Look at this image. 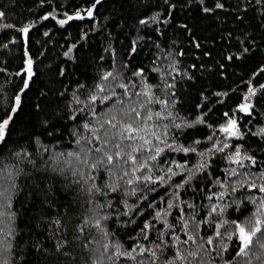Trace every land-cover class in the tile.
<instances>
[{"label": "snow or ice", "instance_id": "obj_1", "mask_svg": "<svg viewBox=\"0 0 264 264\" xmlns=\"http://www.w3.org/2000/svg\"><path fill=\"white\" fill-rule=\"evenodd\" d=\"M43 2L44 0H41V3ZM99 2L100 0H92L91 3L75 8L71 12L64 11L62 18L57 16V10L54 8L45 12L39 19L51 17L56 24L64 26L73 19L94 18V9ZM191 2L192 0H188V3ZM198 2L200 10L206 14L226 7L223 0H213L212 7L207 6L206 0ZM256 2L264 4V0ZM165 4L169 15L171 9L177 6L169 0H165ZM244 7H247V4ZM4 16L5 12L0 10V18ZM159 18L160 13L157 11L150 16L142 15L138 18L137 35L128 49L129 55L134 54L138 51V41L147 40L158 50L155 60L151 62L153 65L160 59L159 53H163L164 58L170 61L168 68L171 72H166L158 66L151 68L153 72L159 74L160 81L157 84L150 82L143 66L125 75L130 61L124 60L117 65V50L112 44L113 33L109 32L104 51L111 53V68H100L91 84L86 81L76 83L70 94L67 88L60 91L59 97L64 103L51 112L45 110L42 102L34 103L33 111L37 119L33 126L42 128L54 143L46 144L40 135H36L25 126L24 134L28 137V142L35 146V150L19 148L13 153L20 162L17 168L8 170L5 166L3 170L7 181L10 182L7 187L0 189V199L3 200V203H0V218L7 216L10 225L6 235L16 234L15 225L12 223L15 213L3 209L11 208L12 196L19 191L16 177L23 173L24 167L30 166L35 172L44 171L63 177L70 185H76L80 194L85 196L90 215L83 217L81 225L98 231L101 240L104 241L100 243V240L90 236L83 243L84 249H89V244H99L102 249L99 256L92 253L86 264H102L103 261H107L108 264H254V262L264 264V164L258 172L251 171L250 166L257 164V156L243 151L241 144L230 139L245 135L242 127L247 126L241 124L237 113L253 114V97L257 95L258 90L264 96V83L254 84L251 79L258 74L264 76V49L255 46L254 41L252 46L246 45L248 36L245 33L244 38L239 40V51L223 53L224 58L231 61L254 54L255 47L256 51L261 53L262 60L251 73L246 83L247 90L243 92L239 102L234 108L221 114L222 122L215 125L209 123L203 111L194 119H188L178 110L180 96L175 90V78L173 77L171 82L167 79L171 73L182 74L187 80L195 79L189 70L177 66L180 61L176 56H183V50L177 52L170 45V50L166 51L159 39L153 40L151 36L145 37L140 34L139 26L150 25ZM164 22L168 23V16L164 17ZM33 23H24L18 29L24 42V49L21 64L15 75L20 77L21 85L13 97V102L5 107L4 114L0 116V146L8 143L11 125L15 123L16 116L23 107L22 94H26V90L31 88V82L36 75L35 62L28 47L29 30ZM181 27L188 33L193 31L187 23L181 24ZM89 31H95V27ZM154 31L163 35L159 26ZM48 34L47 31L44 32L45 36ZM87 35L88 33L82 31L81 39ZM228 35L231 37V33ZM189 43L195 49L201 50L204 56H211V52L202 49L201 42L195 35L189 36ZM75 47L76 44L68 46L63 55L68 57ZM99 60L103 62L105 57L100 56ZM190 67L195 69L197 66L192 64ZM200 67L203 68L204 65L201 64ZM219 68L225 69V64L220 63ZM64 73L65 69L61 67L59 75L63 76ZM219 75L224 76L225 71H220ZM117 88L120 91H117ZM41 91L38 101L47 96L46 92ZM158 91L165 98L158 96ZM214 95L223 98L228 92L219 91ZM200 97L208 99L203 91ZM156 104L160 106L158 109L153 107ZM196 107L200 108L201 105L197 104ZM63 121L71 123L68 133L71 142L76 146L67 152L56 147L61 142L56 139L57 135L61 137L64 135ZM198 125H206L210 130L209 134L197 135L202 131ZM185 129L189 131L185 132ZM217 129L223 134V139L217 135ZM254 135L264 137V127L259 128ZM205 141L209 147L201 148ZM230 144L234 151L229 148ZM225 149H229L226 157ZM173 152H182L189 158L166 160L165 156L171 157ZM193 153H196L198 158L195 164H190V155ZM216 154H220L222 158L236 166L230 171L224 170L225 180L222 181L220 177L213 178L215 185L222 190L208 193L206 198L210 203L207 205L206 213L202 214L203 204L198 205L181 197L189 188L193 190L194 195L200 192V188L192 182L199 179L197 174L200 173L211 176V172L206 173L205 170L210 167V157ZM228 177H231L230 181ZM165 186L167 191L164 195H159L157 190L163 191ZM207 186L211 187L212 183ZM249 189H256L258 192L243 195V192ZM151 194H156V199H152ZM131 197L136 198L134 203H130ZM212 197L218 199L211 202ZM158 201L165 206L159 207ZM245 201L254 209L248 211L247 215L244 214L247 211ZM141 202L147 209L152 210V215L149 220H144L143 226L132 239L131 246L126 247L119 238L110 239L115 233L109 228V222L126 225L132 223L135 216L141 213L148 214ZM44 203L48 204L49 201L45 199ZM233 212L236 213V218H225L226 213L231 216ZM170 215L173 216L172 219ZM156 222H160L162 226L156 227ZM2 223L4 220L0 219V224ZM54 223L59 225L60 220L56 219ZM77 227L79 232H84V227L79 225ZM153 231L154 236L151 235ZM209 231L210 234H207ZM3 232L5 229L0 228V233ZM75 239L80 240V237L77 236ZM2 240L3 237H0V241ZM71 243L67 239L60 241L57 238L52 250L60 253ZM34 247L37 250H45L41 244ZM12 249L11 242L3 243L0 252L7 255L0 259V264H13L7 258L13 254ZM15 264H23L19 256L16 257Z\"/></svg>", "mask_w": 264, "mask_h": 264}, {"label": "trees", "instance_id": "obj_2", "mask_svg": "<svg viewBox=\"0 0 264 264\" xmlns=\"http://www.w3.org/2000/svg\"><path fill=\"white\" fill-rule=\"evenodd\" d=\"M91 2L92 0H44L43 3L41 0H0V10L5 12V16L0 18V116L4 114L5 107L13 102V97L21 85L20 77L15 75L21 64L24 49V42L18 29L28 22H34L29 30L28 47L34 59L36 71L31 88L26 90V94H22L23 107L16 116L15 123L11 125L8 143L0 146V177H5L0 179V189L7 187L10 183L3 171L5 166L8 170H13L20 163L13 153L21 147H26L29 151L35 150V146L28 142V137L24 134L25 126L36 135H40L46 144L54 143L46 136L42 128L33 126V122L37 119L33 111L34 103L42 102L45 110L51 112L64 103V100L59 97L60 91L67 88L70 94L76 83L86 81L91 84L100 68L112 67L111 53L104 51L108 43L109 32L113 33L112 44L117 50V65L119 66L124 60L130 61L129 69L125 72L126 76L135 68L143 66L150 82L157 84L160 77L158 73L151 70L153 66L171 72L168 68L170 61L164 58L163 53H159L160 59L155 65L151 63L155 60L158 50L147 40L138 41V51L131 55L128 54L129 45L137 35V20L142 15L150 16L154 11L160 13L158 21L147 26H139L140 34L145 37L151 36L153 40L159 39L166 51L170 50V45L177 52L183 50V56H176V59L180 61L177 66L189 70L195 76L194 80H187L182 74L177 73H171V76L167 77L169 82L173 77L175 78V90L180 96L178 110L188 119H194L203 111L209 123L215 125L222 122L221 114L225 110L234 108L239 102V98L247 90L246 83L251 73L262 60L261 53L256 51L255 47L254 54L246 58H234L228 61L223 55L224 52L239 51V40L244 38L245 33L248 36L246 45L252 46L254 41L255 46L264 49V27H262L264 25V4L257 3L256 0H223L226 7L215 9L211 14L200 10L198 0H192L191 3H188V0H169L170 3L177 5L176 8L171 9L170 15L165 0H100L97 8L94 9V18L73 19L64 26L56 24L51 17L45 20L39 19L45 12L52 11L54 8L57 10V16L62 18L64 11L71 12ZM206 4L212 7L213 0H206ZM245 4L247 7H244ZM165 16H168L167 24L164 22ZM184 23L192 27L191 33L181 27ZM3 25H15V27H4ZM118 25L120 27H117ZM157 26L161 28L163 35L154 31ZM93 27L95 31H89ZM45 31L49 33L47 36L44 35ZM82 31L88 33L83 39H81ZM190 35H195L201 42L202 49L211 52V56H204L201 50L195 49L189 43ZM13 37L16 39L14 40ZM72 44H76V47L68 57H65L63 53ZM100 56H104L105 61H100ZM220 63L225 64V69L219 68ZM192 64L197 67L191 68ZM201 64L204 65L203 68L200 67ZM61 67L65 69L63 76L59 75ZM220 71H225V75L220 76ZM251 79L254 84L264 83V76L260 74ZM41 90L46 92L47 96L38 101L42 94ZM116 90L120 91L119 88ZM202 91L208 97L207 100L200 97ZM219 91H226L228 95L223 98L215 96L214 93ZM157 95L165 98L159 91ZM253 103V114L237 113L241 124L247 127H242L245 135L234 140V143L241 144L242 150L248 154L257 156V164L253 168L260 170L261 165L264 164V137L254 135L264 125V115H261L264 113V96L259 90L253 98ZM197 104L201 107L197 108ZM153 107L158 109L160 106L156 104ZM63 123L65 125L64 135L62 137L57 135L56 139L61 142L56 147L67 152L76 146L71 142L68 133L71 123L68 121H63ZM197 127L202 130L197 135H208L210 132L206 125ZM220 134L222 133H219L217 129V135L220 136ZM206 147H209V144L205 141L201 148ZM182 157L189 158L182 152H173L171 157L165 156V159L181 160ZM197 158L196 153L191 154L190 164H195ZM210 159V167L205 172L210 171L211 176L200 173L197 174L199 179H194L192 182L200 188V192L194 195L193 190L189 188L181 197L185 200H192L198 205L203 204L202 214L206 213L207 205L210 203L206 198L208 193L221 190L215 185L213 178L220 177L223 181L226 177L224 170L227 168V159L222 158L220 154L211 156ZM30 172L31 175H29ZM182 176L183 174L181 178ZM210 182L212 186L208 187ZM16 183L19 185V191L12 196L11 208L3 209L15 213L12 220L16 230L14 236L6 235L10 226L8 217L0 218L4 220L0 228L5 229V232L0 233V237H3L0 247L6 242L13 244L11 250L13 254L7 257L13 264L18 256L23 264H86L92 253L96 256L100 255L102 249L99 244H89V249L83 248V243L90 236L100 240V243L104 241L101 240L98 231L81 225L83 217L90 215V212L85 196L80 194L76 185H70L63 177L54 173L35 172L30 166L24 167L23 173L16 177ZM157 191L162 196L167 191V186L163 191L159 189ZM252 192L257 194L258 190H247L243 192V195ZM151 198L156 199V194H151ZM45 199L49 201L48 204L44 203ZM129 199L130 203H134L136 198ZM217 199L218 197H212L211 202ZM0 203H3L2 199ZM245 203L247 211L244 214L247 215L248 211L254 209L250 203L247 201ZM141 205L145 207L148 214L141 213L135 216L132 223L116 225L114 222H109V228L115 233L110 239L119 238L126 247L131 246L132 239L135 238L138 229L143 226L144 220H149L152 215L151 209H147L143 202ZM158 205L159 207L165 206L159 201ZM172 218L173 216L170 215V219ZM225 218H236V213L233 212L231 216L226 213ZM56 219L60 220L59 225L54 223ZM78 225L84 227L83 233L78 231ZM161 226L160 222H156V227ZM207 234H210V231ZM151 235L154 236L155 232L153 231ZM77 236L80 240L75 239ZM57 238L60 241L67 239L72 243L65 246L62 252L57 253L52 250ZM36 244H41L45 250H37L34 247ZM64 253H70V255ZM6 255L7 253L0 252V259H4ZM102 264H108V262L103 261Z\"/></svg>", "mask_w": 264, "mask_h": 264}, {"label": "rangeland", "instance_id": "obj_3", "mask_svg": "<svg viewBox=\"0 0 264 264\" xmlns=\"http://www.w3.org/2000/svg\"><path fill=\"white\" fill-rule=\"evenodd\" d=\"M253 98H254V97H253ZM237 117H238V116H237ZM238 119H239V117H238ZM262 127H264V125H263ZM242 131H243V130H242ZM219 137L222 138V139L224 138V137H223V134H220ZM230 139L234 142V140H236V139H238V138H230ZM229 148L232 149V150L234 151V148H232V145H231V144L229 145ZM228 151H229V149H225V153H226L225 156H227ZM227 162H228V163H227V168H226V169H228L229 171L231 170L232 167H235V166H236V165H234V164H231L228 160H227ZM245 163L247 164L248 162L245 161ZM253 167H254V166H250V170H251V171H253V172H258V171H259V170H257V169H254ZM227 179H228V181H230V180H231V177H228ZM257 182H259V181H257ZM221 190H222V189H221ZM249 190H252V191H253V190H255V189H249ZM219 191H220V190H219ZM253 193H254V192H252V194H253Z\"/></svg>", "mask_w": 264, "mask_h": 264}]
</instances>
